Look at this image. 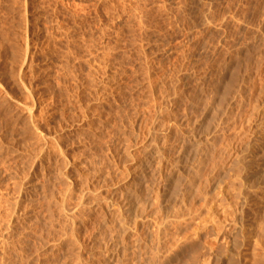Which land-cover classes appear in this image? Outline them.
<instances>
[{"label": "rangeland", "instance_id": "1", "mask_svg": "<svg viewBox=\"0 0 264 264\" xmlns=\"http://www.w3.org/2000/svg\"><path fill=\"white\" fill-rule=\"evenodd\" d=\"M263 173L264 0H0V264H264Z\"/></svg>", "mask_w": 264, "mask_h": 264}, {"label": "bare ground", "instance_id": "2", "mask_svg": "<svg viewBox=\"0 0 264 264\" xmlns=\"http://www.w3.org/2000/svg\"><path fill=\"white\" fill-rule=\"evenodd\" d=\"M259 171V170H258ZM256 172V171H255ZM264 174V173H263ZM262 175V174H261ZM257 177V176H256ZM259 177H260V175H259ZM256 180H258V179H256Z\"/></svg>", "mask_w": 264, "mask_h": 264}]
</instances>
